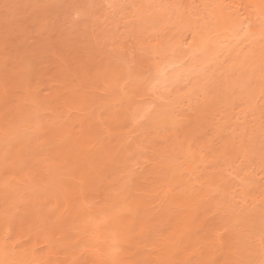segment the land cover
Segmentation results:
<instances>
[{
  "label": "rangeland",
  "instance_id": "374dc122",
  "mask_svg": "<svg viewBox=\"0 0 264 264\" xmlns=\"http://www.w3.org/2000/svg\"><path fill=\"white\" fill-rule=\"evenodd\" d=\"M180 1L0 0V79H6L4 84L7 87V93L2 94L6 106L1 103L0 112L15 115L14 120L7 118L2 123L6 134L3 130L4 134L0 135V178L7 180L0 185V194L1 187L9 186L10 179L29 169L27 164H36L42 170L43 177L47 178L30 180L24 175L16 188L19 191L8 199L13 200L10 205L5 208L0 200V243L6 240L2 250L4 255H14V250L18 253L21 248L16 247V243H20L19 247L22 244L29 247L27 236H16L14 232L4 235L16 224L24 222L28 230L35 232L40 227L36 219L49 210L51 215L59 211V215L72 216L73 201L67 200V205L60 204L59 209L46 206L44 202L54 194L62 199L64 183H78L81 191L83 189L88 195L87 203H90L94 200V191L91 192L94 185H101L106 178L123 171L120 175L123 174L125 186L134 183L128 182L130 177H134L135 181L139 177L140 183L145 180V188L137 190L140 195L136 194L138 199L142 197L139 200L148 201L145 208L152 210V221L150 219L143 231L151 237V241L143 238L146 241L143 240L142 245H145H141V249L148 251L145 253L161 251L154 255L168 259V251L173 254L174 249L166 247L168 245L164 238L173 232L176 223L181 222L197 228L198 231L192 234L199 240L190 246L193 236L190 237L187 231L189 234L181 238L183 245H187V251L180 249L178 256L190 252L191 247L195 252L189 260L175 259V264H198L200 261L223 264L224 254L230 264H264V34L251 37L245 27H239L234 30L233 38L229 36L219 40L221 55L215 57L216 60L205 54H193L192 49L195 48L188 46L187 42L193 34L203 30L201 26L207 10L196 3H193L196 8H192V4L186 8ZM175 4L179 8L176 5L175 9ZM190 15L194 20L192 16L188 17ZM156 42H159L158 48H162V51L167 43V50L171 46L170 51L164 53L163 64L173 67L163 71L161 65L157 74L150 75ZM187 48L192 52H187ZM185 53H188L187 57ZM246 54V58L256 59L257 65L251 70L242 68L243 73L239 76V70L230 65L233 59ZM189 56L186 63L184 60ZM26 88H29L30 94L25 96L23 92ZM130 89L133 91L131 95ZM91 117L94 118L92 124L95 123L94 133H91L90 140L87 139L89 150H83L87 151L83 154L86 160L93 162L95 169L92 168L90 174L85 165L82 177H87L81 180L79 164L74 165L72 156L80 151L74 150L75 146L67 144L68 150H71L69 153L64 152L65 156L57 153L58 158L54 154L57 158L54 160L51 157L59 148L57 143H62L68 135L78 142L82 141L79 130ZM116 117L122 118L121 127L111 122ZM160 118L164 124L157 125L155 122ZM103 121L110 124L104 128V125H100ZM15 143L27 146L23 147L27 154L22 152V156L19 155L21 160L12 159L10 151ZM124 143L126 149L123 148ZM103 145L107 146L108 151L104 152ZM124 149L131 152L129 155L132 154V157L125 158L121 164L118 155ZM107 152L110 155L106 157ZM102 158L106 161H101ZM25 159L30 161L26 163ZM49 169L53 173L46 174ZM99 169L105 171L94 173ZM52 174L56 175L53 183ZM137 191L135 193H139ZM5 194L9 198L7 191ZM165 198L173 201L169 200L170 204ZM102 214L97 215V223L102 222ZM157 223L159 225L156 227ZM137 228L134 226L130 231L132 237L125 235L131 239L122 246L129 247V250L126 248V252L119 253L118 257L116 255L114 261L109 260L112 259L110 256L114 251L119 252L120 247L113 246L110 234H107V241L103 244L108 252L105 259L109 263L131 262L127 261L130 260L128 255H131L129 251L132 248L129 242L133 238L134 242L139 240L137 235H140V230ZM218 236L222 237V244H217ZM40 238L35 245L39 252L43 250L45 254L46 243L43 236ZM96 243L95 238L76 243L75 249L79 250V254L75 258L78 264H97L86 253V250L94 249ZM207 248L212 254L206 259L201 253ZM60 256L59 253L57 259ZM54 262V258H50L46 264H56Z\"/></svg>",
  "mask_w": 264,
  "mask_h": 264
},
{
  "label": "bare ground",
  "instance_id": "6f19581e",
  "mask_svg": "<svg viewBox=\"0 0 264 264\" xmlns=\"http://www.w3.org/2000/svg\"><path fill=\"white\" fill-rule=\"evenodd\" d=\"M157 1V0H156ZM164 1V0H163ZM181 4L183 5V7H186L190 4H192V8L194 7L193 6V3L195 4H198L200 5L203 9H206L207 10V13H206V16L205 17V20L204 22L201 20L199 21L198 19V22H203L202 24V28L203 30L202 31H205L202 33V31L200 33H196L195 35L193 34L190 38V41L187 42V45L188 46H194L193 48L195 49H192L193 51V54H205L206 56H211L212 57V60L215 59V57H219L221 54L219 53L220 49H219V40L222 39V38H227L229 36H231L230 38H233V35H234V30L235 29H239V27H245V31L247 30L248 32H250L251 34H249L251 37L253 35H255L254 37H258L257 35H263L264 34V0H181L180 1ZM176 3V2H175ZM187 3V4H186ZM176 5L175 4L174 8L176 9ZM180 5V4H179ZM143 6V5H142ZM178 6V5H177ZM199 7V6H198ZM179 8V6H178ZM192 8L190 9V11L192 10ZM196 8V6L194 7ZM189 10V9H188ZM195 11V10H194ZM204 12V11H203ZM206 12V11H205ZM179 13V12H178ZM193 13V11H192ZM182 14V13H181ZM186 14V13H185ZM191 14V13H190ZM195 14V13H194ZM199 14V13H198ZM204 14V13H203ZM158 15V14H157ZM184 15V14H182ZM192 15L188 16L191 18ZM193 16H192V18ZM204 19V18H203ZM184 20V19H183ZM187 20V19H186ZM196 20V21H197ZM207 20H209L210 22H208ZM163 21V20H162ZM165 21V20H164ZM168 21V20H167ZM176 21V20H175ZM163 23V22H162ZM173 24V23H172ZM175 24V23H174ZM197 24V22H196ZM198 25V24H197ZM196 25V27H197ZM195 26V25H194ZM193 29V28H192ZM197 31V29H194ZM201 30V29H200ZM195 31V32H196ZM193 32V31H192ZM194 32V33H195ZM248 35V36H249ZM253 37V38H254ZM262 38V37H261ZM159 41V40H158ZM163 41V40H162ZM160 41V43L162 42ZM167 42V41H165ZM170 42V41H169ZM164 44V42H162ZM173 43V42H172ZM183 43V42H182ZM181 43V44H182ZM175 44V43H174ZM186 44V43H185ZM168 47V43L166 44ZM158 46H160L159 42H156L154 43V49L153 50V59H152V67L150 68V75L151 74H157V72L159 71V69H161V65H163V69L165 68H169L170 64H163V61H164V57H165V51H170V47L169 49L167 50L166 47H165V50L162 51V48L161 50L160 47L158 48ZM163 46V45H162ZM53 47V46H52ZM178 47V46H177ZM174 48H172V52ZM58 50V49H57ZM190 49L187 48V52H189ZM191 51V50H190ZM191 51V52H192ZM177 53V50L175 51ZM262 52V51H261ZM167 54V53H166ZM186 54V57H187V54L188 53H185ZM192 54V56H193ZM180 55V54H179ZM184 55V54H182ZM191 55V53H190ZM198 55V56H200ZM248 54L246 55H243L242 58H235L233 59L234 62L231 63L230 67H234L236 69L239 70V76L240 74H242L243 72L242 71V68H250V70L253 68V66L257 65L255 64L256 62V59L257 57H254L253 59L255 60H251L246 58ZM250 55V54H249ZM171 56V55H170ZM204 57V58H207V57ZM167 57V56H166ZM180 57L182 58V56L180 55ZM210 57V58H211ZM251 57V56H250ZM184 58H185V55H184ZM190 56L188 58H186L184 61L186 63H188V60H189ZM196 58V57H195ZM209 58V57H208ZM180 59V58H179ZM193 58H191L192 60ZM200 59V58H199ZM221 59V57H220ZM258 59V58H257ZM82 60V59H81ZM216 60V59H215ZM259 60V59H258ZM166 61V59H165ZM195 61V60H194ZM184 62V63H185ZM81 63V62H80ZM167 63V61H166ZM171 63V62H169ZM248 63V64H246ZM84 64V63H83ZM149 64V63H148ZM150 64H151V61H150ZM165 65V66H164ZM84 66V65H83ZM104 66V65H103ZM186 66V65H184ZM81 67V66H80ZM99 67V66H98ZM173 67V66H172ZM171 67V68H172ZM83 69V68H82ZM167 69H165V71H167ZM170 69V68H169ZM168 69V71H169ZM173 69V68H172ZM81 70V69H80ZM84 70V69H83ZM249 70V69H248ZM79 71V70H78ZM118 71V70H117ZM164 71V70H163ZM162 71V72H163ZM30 72V71H29ZM116 73V72H115ZM131 73V72H130ZM183 73V72H182ZM238 73V72H237ZM17 73H15V76H16ZM114 74V73H112ZM164 74V73H163ZM116 75V74H115ZM130 75V74H129ZM134 75V74H133ZM115 77V76H114ZM129 77V76H128ZM112 78V77H111ZM117 78V76H116ZM115 78V79H116ZM2 79V78H1ZM0 79V89H1V92H0V95L3 97L0 96V106H6V102H4L5 99L4 95L7 93V87H5V84L4 82L6 81V79ZM108 79V78H107ZM113 79V78H112ZM111 79V80H112ZM110 80V81H111ZM118 80V78H117ZM168 80V79H167ZM96 81V79H95ZM106 81V80H105ZM104 81V82H105ZM114 81V80H113ZM243 81V80H242ZM120 82V81H119ZM133 82V81H131ZM164 82V80L161 82V85L162 83ZM83 83V82H81ZM138 84V83H137ZM143 84V83H142ZM84 85V83H83ZM114 85V84H113ZM126 85V84H125ZM6 86H8V84H6ZM151 86V85H150ZM163 86V85H162ZM12 87V86H11ZM118 87V86H117ZM122 87H124L122 85ZM129 87V86H127ZM144 87V86H143ZM153 87V85H152ZM111 89V88H110ZM114 89V88H113ZM121 89V88H120ZM122 89H125V88H122ZM133 89V88H132ZM132 89L129 90V93L130 92H133ZM116 90V89H114ZM142 90V89H141ZM149 90V89H147ZM3 91V92H2ZM112 91V89H111ZM231 91V90H230ZM29 88H26L24 90V95H29ZM114 92V91H113ZM4 93V95H2ZM70 93V91H69ZM75 93V92H74ZM108 93V92H107ZM115 93V92H114ZM164 93V92H163ZM162 93V94H163ZM151 94V93H149ZM82 95V94H81ZM128 95V94H127ZM131 95V93H130ZM10 96V95H9ZM113 96V95H112ZM7 97V96H6ZM60 97V96H59ZM80 97V96H79ZM131 97V96H130ZM81 98V97H80ZM115 98V97H114ZM63 99V98H62ZM86 99V98H85ZM128 99V98H127ZM56 100H57V97H56ZM82 100V98H81ZM110 100V99H108ZM79 101V100H77ZM85 101V100H84ZM83 101V102H84ZM1 103H3L1 105ZM82 103V102H81ZM127 104V103H126ZM123 105V104H122ZM158 105V104H157ZM64 106V105H62ZM70 106V105H69ZM118 106V105H117ZM120 106V105H119ZM111 107H115V106H111ZM1 109V107H0ZM4 109V107H3ZM56 109V108H55ZM161 109V108H160ZM159 109V110H160ZM116 110V109H115ZM54 111V110H53ZM114 111V110H113ZM118 111V110H117ZM158 111V109H157ZM120 111H118L119 113ZM134 112V111H133ZM150 112V111H149ZM162 113V112H161ZM7 114H9L10 116L8 117ZM157 114V113H156ZM159 114V113H158ZM157 114V115H158ZM161 115V114H160ZM15 115H11L10 113H1L0 112V135L4 134V131H5V134H6V130L5 128L3 127L4 123L3 121L4 120H7V118L9 120H12L14 118ZM95 116V115H94ZM93 116V117H94ZM151 116V115H150ZM156 116V115H155ZM93 117H91V119H89V121L87 122L86 125H82L81 126V131L79 130L80 134L82 136V141L78 142L74 139V137H71L68 135V137L66 138V140H62L63 142H59L57 144V146H59V148L57 149V152L53 153V155L55 154L57 156V153H59L58 155H63L64 152H68L71 151V150H68L67 148V144L68 146H75L74 147V150L76 148V150H80L77 154L75 155H72L73 158H74V165H78V169L80 168V171L78 172V175L79 177L82 175H84L85 173V165H87L88 167L86 168L89 171H91L92 168L95 169V167L93 166V162L90 161V160H86L85 156L83 153H86V152H83V150H87L88 147H87V139H89L91 136V133H94L93 131V127L95 125V123L93 122L92 124V120L94 119ZM119 117V116H118ZM122 117V116H121ZM154 117V116H153ZM149 119V118H148ZM152 119V118H151ZM158 119V118H156ZM155 119V120H156ZM167 119V118H166ZM169 119V118H168ZM167 119V120H168ZM171 119V118H170ZM14 120V119H13ZM104 120V119H103ZM154 120V121H155ZM172 120V119H171ZM83 121V120H82ZM86 121V120H85ZM122 118H117L111 122H114L116 123L118 127H121V124H122ZM151 121V120H150ZM163 121V122H162ZM99 122V121H98ZM97 122V123H98ZM121 122V123H120ZM152 122V121H151ZM150 122V124H151ZM169 122V121H167ZM157 125L163 123L164 124V120H162V118H160V120L156 121L155 122ZM173 123V122H172ZM54 124V123H52ZM107 124H110L107 123V121H103L101 122L100 125H104L103 127L105 128V125ZM162 124V125H163ZM226 124V123H225ZM115 125V124H114ZM141 125V124H140ZM153 125V124H152ZM161 125V126H162ZM46 126V125H45ZM44 126V127H45ZM54 126V125H53ZM156 126V125H155ZM165 126V125H164ZM199 126V125H198ZM79 127V125H78ZM92 127V128H91ZM152 127V126H151ZM159 127V126H158ZM175 127V125H174ZM53 128V127H52ZM56 128V127H55ZM96 128V127H95ZM43 129V128H42ZM121 129V128H120ZM119 129V131H120ZM4 130V131H3ZM99 130V128H98ZM165 130V129H164ZM53 131H57V130H53ZM97 131V130H96ZM75 132V131H74ZM156 132V131H155ZM77 133V132H76ZM96 133V132H95ZM160 133V132H159ZM162 133V132H161ZM190 133V132H189ZM119 134V133H118ZM1 135V136H2ZM97 135V134H96ZM0 136V138H1ZM67 136V135H65ZM64 136V137H65ZM71 137V138H69ZM76 137V135H75ZM80 137V136H79ZM176 137V136H175ZM39 138H41L39 136ZM59 138V137H58ZM69 138V139H68ZM78 138V137H77ZM76 138V139H77ZM184 138V137H183ZM94 139V138H92ZM186 139V138H185ZM47 140V139H45ZM49 140V139H48ZM47 140V141H48ZM51 140V138H50ZM49 140V141H50ZM90 140V139H89ZM59 141V139H58ZM52 142V140H51ZM186 142V141H185ZM189 142V141H188ZM100 143V142H99ZM190 143V142H189ZM123 144V143H122ZM32 145V144H31ZM108 145V144H107ZM25 146V145H24ZM21 146L19 144H14L13 147L11 148V154H12V159H20L22 156V152H25V147L27 148V146ZM99 146V145H98ZM184 146V145H183ZM24 147V148H23ZM29 147V146H28ZM56 147V146H55ZM70 147V148H71ZM103 147L102 149H104V152L105 150L108 151V149L106 148L107 146L103 145L101 146ZM126 145L124 143L123 145V148H125ZM94 148V146L92 147ZM72 149V148H71ZM126 149V148H125ZM124 149V150H125ZM129 149V148H128ZM73 150V149H72ZM73 150V151H74ZM89 150V149H88ZM99 150V149H98ZM118 150V149H117ZM116 150V151H117ZM122 150V148H121ZM82 151V153H81ZM93 151V150H92ZM96 151V150H95ZM119 151V150H118ZM130 151V150H129ZM76 152V151H74ZM98 152V151H97ZM163 152V151H162ZM168 152V151H167ZM101 153H103L101 151ZM100 153V154H101ZM110 152H107L106 153V157L109 156ZM115 153V152H114ZM131 152H128V150H125V151H121L119 153V162H121L122 164V161H124L125 158L127 159H130L132 157V154L129 155ZM164 153V152H163ZM162 153V154H163ZM27 154V153H26ZM92 155V153H90ZM191 154V153H190ZM24 155V153H23ZM55 155L51 157V159L55 158ZM71 155V154H70ZM94 155H95V152H94ZM104 155V154H103ZM159 155V154H158ZM194 155V154H193ZM65 156V155H63ZM89 157V155H87ZM102 156V155H101ZM165 156V155H163ZM182 156V155H181ZM190 156V155H188ZM218 156V155H217ZM60 157V156H59ZM71 157V156H70ZM105 157V155H104ZM105 157V158H106ZM111 157V156H110ZM109 157V158H110ZM117 157V156H116ZM114 157V158H116ZM23 158V157H22ZM58 158V156H57ZM55 158V159H57ZM99 158V157H98ZM101 158V157H100ZM112 158V157H111ZM92 159V158H91ZM21 160V159H20ZM23 160V159H22ZM54 160V159H53ZM83 160H86L87 162H83L85 164L82 163ZM93 160V159H92ZM112 160V159H110ZM110 160L108 163H110ZM13 161V160H12ZM28 161H30V159H25V162L28 163ZM101 161H106V160H102ZM129 161V160H128ZM179 161V160H178ZM24 162V161H22ZM175 162V161H174ZM190 162V161H189ZM13 163V162H11ZM30 163V162H29ZM107 163V162H106ZM160 163H164V162H161ZM14 164V163H13ZM100 164V163H99ZM172 164V163H171ZM35 165V166H34ZM96 165H98L96 163ZM103 165V164H101ZM108 165V164H107ZM124 165V164H123ZM158 165V164H157ZM27 166L29 167V169L26 170V172L24 174H21L19 176H15L14 178L10 179L8 181V184L9 186H6L4 185L1 190V194H0V200L3 202V205L5 206V208L10 205V203L13 201V200H8L10 199V195H13L15 193V191H17V186H18V182L19 180H22L23 176L24 175H27L29 177V179L31 180H34L36 179V177H38V180H41V178L43 177V174H42V170L37 167L36 164H33V165H29L27 164ZM84 166V167H83ZM106 166V165H105ZM170 166V165H169ZM127 167V166H126ZM53 168V167H52ZM72 169V167H70ZM75 168V167H74ZM181 168V167H180ZM53 170V169H52ZM84 170V172L82 171ZM104 170V169H103ZM103 170L99 169L98 171H94V173L96 174H100ZM69 171H74L73 170H70ZM105 171V170H104ZM125 171V170H124ZM171 171V170H170ZM48 173L46 174H50V173H53L50 169L47 170ZM59 172V171H58ZM121 172L123 171H120V173H118L116 176L114 177H108L105 179V182H101V185H94L93 188H92V191L93 192L92 194H95L92 198L94 200H91L92 202L90 203H87V194L85 193V191H81L80 187H78V183H64L63 181V192L64 194H62V199H59L58 195H55L54 193V196H52V198H50L51 196H49L50 199L44 201L46 203V206H52V207H55L57 209H59V205L60 204H66V201L67 200H71L73 201L74 203H72V209H73V213L71 214L72 216H70L69 214H61L59 215V211H57L56 213L54 212L52 215L50 214V210L44 214H40V216L36 219L40 222V227L37 231H30L28 230V227L25 226L23 223H21L20 221V224H16V227H14L13 229L11 230H8L6 232H4V235L7 234V233H12L14 232V234L16 236H27L28 238V242H29V247H25V245L22 244V246H18L20 243H16V247L18 248H21V250L18 251L17 253V250H14V255L10 252L9 250V254L11 253L10 256L8 255H4L2 253V250H3V245L4 243L6 242V240H3L2 243H0V264H46L48 262V260H50V258H54V261L56 262V260H58L59 262H56V264H78V262L76 261V258L75 256H77V254H79V250H76L75 249V246H76V243L78 241H82V240H86L87 242L90 241V238H95V240L97 241V245H95L96 247L94 249L91 248V250H86L85 252L88 253V255H90V257H92L90 260L93 261V262H97V264H110L112 261H110V263L108 262L109 260H113L116 255L117 257L119 256V253H124L126 252V248L129 250V247H126L125 248V245L122 246V244H124V242H127L129 239V237H125V235L127 236H130V231L133 230L132 228L134 226H137L140 230V235L138 234V238L136 242L132 241L129 242L130 243V246H132V248H130L131 251H129L131 253V255H128L130 256L129 259L130 260H127V261H131L133 262V264H175V259L179 258V259H184L185 261L186 260H189L191 258V255L193 253V251L195 252V250H192L191 248L194 249V247H191L189 248L188 250L190 252L188 253H185V255L183 256H178L179 253H180V249L182 250V248H185L187 245H183L182 243V240L181 238H184V236L188 235L189 233L191 234V236H193V239H192V243L190 244V246H192L194 243H196L197 238L194 237V235L192 234L194 231H198L197 228L194 229V227H188V225H183L181 222H178L176 223L173 227H174V230H172L173 232H171L170 234H167L168 236L164 239V242L168 245L166 246L167 248L170 247L172 248L173 247V254L170 253V250L168 251L169 252V257L168 259H165L167 257H160V256H157V255H154V254H159L158 252H161V251H158L156 253H145L146 250L142 251L143 249L142 246L145 245V243L142 245L143 243V240L146 239V240H149L151 241V237L149 236V233L147 232L145 234L144 229L146 227V225L149 223L150 219H151V211L149 208H145V206H147V202L148 201H145V200H139L140 198L142 197H139V199L136 197V194H139L140 195V191L141 189H144L145 188V180L143 183H140L139 182V177L135 180H133L132 177H130V181L134 182V183H131V185H126L125 186V183H123L122 181H124L122 178L123 177V174H121ZM159 172V171H158ZM76 173V172H75ZM90 173V172H89ZM67 174V173H66ZM70 174V173H69ZM68 174V175H69ZM73 174V172H71V175ZM91 174V173H90ZM217 174V173H216ZM45 175V174H44ZM59 175V174H58ZM133 175V174H132ZM144 175V174H143ZM74 176V175H73ZM86 176V175H85ZM96 176V175H95ZM129 176H131L129 174ZM134 176V175H133ZM146 176V175H144ZM25 177V176H24ZM46 177V176H45ZM87 177V176H86ZM85 177V178H86ZM92 177L94 178V176L92 175ZM98 177V176H97ZM128 177V176H127ZM177 177V176H176ZM44 178V177H43ZM56 178V175L55 174H52V182L53 183V180ZM84 177H82L81 180H83ZM84 178V179H85ZM178 178V177H177ZM45 179V178H44ZM47 179V178H46ZM45 179V180H46ZM51 179V178H50ZM97 179V178H96ZM7 179H1L0 178V185L6 181ZM60 180V179H59ZM87 180V179H86ZM90 180V179H89ZM51 181V180H50ZM57 181V180H56ZM61 181V180H60ZM59 183H62L60 182ZM85 181V180H84ZM88 181V180H87ZM30 182V181H29ZM47 182V181H46ZM86 182V181H85ZM20 183V182H19ZM23 183V181H22ZM40 183V181H39ZM48 183V182H47ZM252 183V182H251ZM37 184V183H36ZM45 184V183H44ZM50 184V183H49ZM55 184V183H54ZM88 184H90V182H88ZM150 184V183H149ZM147 184V185H149ZM48 185V184H47ZM249 185H251L249 183ZM29 186V185H28ZM52 186V184L50 185V187ZM54 186V185H53ZM80 186V185H79ZM84 186V185H83ZM82 186V188H83ZM115 186V187H114ZM150 186V185H149ZM155 186V185H154ZM248 186V185H247ZM42 187V186H40ZM56 187V186H55ZM59 187V186H58ZM157 187V185H156ZM161 187V186H159ZM46 189L48 187H45ZM52 188V187H51ZM54 188V187H53ZM148 187H146L147 189ZM21 189V188H20ZM145 189V190H146ZM152 189V188H150ZM157 189V188H156ZM165 189V188H164ZM50 189H48L49 191ZM91 190V189H90ZM89 190V191H90ZM137 190H140V191H137ZM149 189H147L148 191ZM169 190V189H168ZM6 191H7V194L9 195V198H7L6 196ZM19 191V189H18ZM17 191V192H18ZM41 191V190H40ZM46 191V190H45ZM45 191L42 192V194L44 193L45 194ZM135 191L139 192V193H135ZM150 191V190H149ZM163 191V190H162ZM166 191V190H165ZM88 192V191H86ZM146 192V191H145ZM152 192V191H151ZM164 192V191H163ZM167 192V191H166ZM170 192V191H168ZM171 193V192H170ZM41 194V195H42ZM43 194V195H44ZM51 194V193H50ZM59 194V193H58ZM143 194V193H142ZM167 195V193H165ZM15 195V194H14ZM20 195V194H19ZM77 195V196H76ZM138 195V196H139ZM135 196V197H134ZM151 196V195H150ZM15 197V196H14ZM41 197V196H40ZM47 197V196H46ZM183 197V196H182ZM43 198V197H42ZM136 198L138 199V201L136 200ZM144 198H145V195H144ZM45 199V198H44ZM165 199H168V198H165ZM171 200V199H168V201ZM187 200V199H186ZM30 201V200H29ZM167 201V200H165ZM173 200H171L172 202ZM15 202V201H14ZM19 202V201H18ZM17 202V203H18ZM28 202V200H27ZM68 202V201H67ZM170 202V201H169ZM170 202V204H171ZM44 203V204H45ZM24 204V203H23ZM42 204V203H41ZM71 204V202H70ZM166 203H164L165 205ZM198 204V203H197ZM16 205V204H15ZM67 205V204H66ZM167 205V204H166ZM206 205V204H205ZM26 206V205H25ZM41 206V205H39ZM45 206V208H46ZM180 206V205H179ZM13 207V206H12ZM62 207V206H61ZM164 207V206H163ZM10 208V207H9ZM16 208V207H15ZM25 208V207H24ZM30 208V207H28ZM42 208V206H41ZM40 208V210H41ZM162 208V207H161ZM22 209V208H20ZM44 209V208H43ZM54 209V208H53ZM61 209V208H60ZM8 210V209H7ZM26 210V209H25ZM39 210V209H38ZM48 210V209H46ZM55 210V209H54ZM160 210V209H159ZM34 211V210H33ZM36 211V210H35ZM56 211V210H55ZM12 212V211H11ZM19 212V211H18ZM17 212V213H18ZM28 212V210H27ZM44 212V211H43ZM156 213L158 212L155 211ZM13 213V212H12ZM103 213V217L100 218V220H102L101 223H97L98 219L96 220L97 215L98 214H101ZM153 213V212H152ZM155 213V214H156ZM1 214V213H0ZM16 214V213H15ZM25 214V213H24ZM30 215L32 214V211L30 210ZM161 214V213H160ZM179 214V213H178ZM18 215H21L20 213ZM28 215V214H27ZM154 215V214H153ZM9 216V215H8ZM24 216V215H23ZM188 216V214H187ZM6 217V215L4 216ZM26 217V216H24ZM32 217V216H31ZM8 218V217H7ZM185 218H186V215H185ZM184 218V219H185ZM20 219V218H19ZM179 219V218H178ZM181 219V218H180ZM25 220V219H24ZM157 220V219H156ZM152 221V219H151ZM158 221V220H157ZM17 222V223H19ZM184 222V221H183ZM199 222V221H198ZM197 222V223H198ZM7 223V222H6ZM38 223V222H37ZM155 223V222H154ZM26 224V222H25ZM199 224H203V223H199ZM7 225V224H6ZM71 225V226H69ZM154 224H152L151 226H153ZM159 225V223L155 224V226L157 227ZM198 225V224H197ZM206 225V224H205ZM2 226V225H1ZM14 226V225H13ZM187 226V227H186ZM203 226V225H202ZM206 226H209V225H206ZM205 226V227H206ZM12 227V226H11ZM38 227V226H37ZM163 227V226H162ZM169 227V226H168ZM171 227V226H170ZM198 227H201L200 225ZM204 227V226H203ZM30 228V227H29ZM36 228V227H35ZM34 228V229H35ZM77 230H74L73 229H76ZM200 229V228H199ZM36 230V229H35ZM135 230V229H134ZM202 230V229H200ZM207 230V229H206ZM205 230V231H206ZM210 230V228H208V231ZM5 231V230H4ZM162 231V230H161ZM187 231L189 233H187ZM2 232V231H1ZM134 232V231H132ZM131 232V233H132ZM137 232V231H135ZM143 232V233H142ZM138 233V232H137ZM196 233V232H194ZM3 234V233H1ZM13 234V233H12ZM60 234V236H59ZM95 234V235H94ZM107 234H110V238H111V241H113V246H118L117 248L120 247V251L119 252H112V255L110 256L112 259H105L107 258L108 256V252L106 251V248L104 247V244L106 243L107 241ZM135 234V233H134ZM151 234V233H150ZM182 234V235H181ZM156 234H153L152 236H155ZM8 236V234H7ZM43 236L44 237V241H45V247H46V253L44 254L45 251L41 250V252H39L38 248L36 247V243L41 239L40 237ZM125 237V238H124ZM132 237V234L131 236ZM208 237V236H207ZM228 237V236H227ZM225 237V238H227ZM121 238H123V242L121 241ZM135 238V240H136ZM144 238V239H143ZM163 238V237H162ZM159 241H161V239ZM229 238V237H228ZM5 239V237L3 238ZM224 239V238H223ZM144 240V242L146 241ZM190 240V238H189ZM228 240V239H226ZM185 241V240H184ZM162 242V241H161ZM212 242V241H211ZM224 241H222V237L220 238L218 236V243L217 244H222ZM104 243V244H103ZM132 243V245H131ZM150 244V242H148ZM190 243V242H189ZM227 242H225L226 244ZM126 245L129 246V244L125 243ZM165 244V245H166ZM186 244V243H185ZM188 244V243H187ZM142 245V246H141ZM228 245V244H227ZM230 245V244H229ZM89 247V246H88ZM91 247H94V246H91ZM213 247V246H212ZM43 248V247H41ZM77 248V247H76ZM209 248V247H208ZM205 249L202 251V256H204V258H208L209 255H210V250L209 249ZM224 248V247H223ZM8 248H6L7 250ZM90 249V248H89ZM187 248H185L186 250ZM211 249V248H210ZM227 249V247H226ZM5 249H4V252H7ZM13 250V249H12ZM60 250V251H59ZM100 250V251H99ZM166 250V249H165ZM172 250V249H171ZM184 250V251H185ZM192 250V252H191ZM209 250V251H208ZM225 250V249H224ZM89 251V252H88ZM164 251V250H163ZM162 251V252H163ZM183 251V250H182ZM187 251V250H186ZM185 251V252H186ZM227 251V250H226ZM84 252V253H85ZM148 252V251H146ZM167 252V251H166ZM222 252V251H221ZM59 253L61 254V256L57 259ZM128 253V252H127ZM228 253V252H226ZM50 254H52L53 256H50ZM55 254V255H54ZM163 254V253H162ZM172 254V255H171ZM183 254V253H182ZM212 254V253H211ZM223 254V253H222ZM165 255V254H164ZM168 255V254H167ZM86 256V255H85ZM200 256V257H202ZM227 258L224 254V258H223V264H230L229 261H227ZM11 261H9V260ZM88 259V257H87ZM205 259V260H206ZM229 259V258H228ZM178 260V259H177ZM201 260V259H200ZM203 260V259H202ZM114 261V260H113ZM207 261V260H206ZM54 262V263H55ZM130 262V263H131ZM129 263V264H130ZM178 263V262H177ZM197 263V262H196ZM206 263V262H205ZM204 261H200L198 262V264H205ZM51 264V263H50ZM112 264V263H111ZM115 264V263H113Z\"/></svg>",
  "mask_w": 264,
  "mask_h": 264
}]
</instances>
